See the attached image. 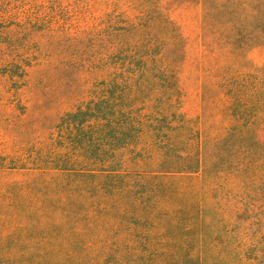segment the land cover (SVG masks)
Returning <instances> with one entry per match:
<instances>
[{"label": "trees", "instance_id": "obj_1", "mask_svg": "<svg viewBox=\"0 0 264 264\" xmlns=\"http://www.w3.org/2000/svg\"><path fill=\"white\" fill-rule=\"evenodd\" d=\"M192 2L194 30L178 15L183 0H0V77L18 87L40 58L88 76L84 97L58 117L55 152L29 164L47 169L0 154L2 175L20 172L0 184V264L257 258L243 216L247 77L255 123L258 67H247L242 32L206 26L211 0ZM189 78L196 115L183 110ZM146 158L153 167L131 169ZM31 207L36 218L23 221Z\"/></svg>", "mask_w": 264, "mask_h": 264}, {"label": "rangeland", "instance_id": "obj_2", "mask_svg": "<svg viewBox=\"0 0 264 264\" xmlns=\"http://www.w3.org/2000/svg\"><path fill=\"white\" fill-rule=\"evenodd\" d=\"M192 1L194 0H183L178 12L181 23L187 30H194L198 27L196 21L189 20L201 9ZM211 1L212 5L208 8L213 11L216 20L206 26L230 29L232 33L237 31L243 33L240 42L245 47V55L249 60L247 67L251 71L253 67H258L257 75L261 83L260 87L264 91V0ZM206 8L202 7V10ZM39 60L18 81L20 83L18 87L12 84L13 80L0 77V154L7 158L18 159V163L23 161L30 171L46 167L44 165L29 166V164L32 161L41 163L43 159H48L53 151L55 152V124L58 117L66 110L74 108L75 104L84 97L88 84L86 71L76 66L77 64L72 63L71 60L59 63L47 61L45 58ZM254 78V74L247 77L246 95L249 105L247 106L248 128L245 142L248 164L245 203L252 207V210L248 215L243 216V226L249 242L254 246L255 250L252 252L257 253H255L257 258L252 261V264H263L264 104L261 106L258 122L253 123L251 120L254 114L251 89ZM184 87L187 94L184 97L183 110L189 115H196L199 101L195 81L189 78ZM208 152L211 153V149ZM125 155L124 151L123 156ZM153 160V158H146L135 161L131 169L137 171L150 169L153 167ZM18 174L4 176L0 173V184L10 179H19ZM5 200V197H0V211L4 210L2 204ZM20 217L23 221H31L36 218V209L31 207L23 210L20 212Z\"/></svg>", "mask_w": 264, "mask_h": 264}]
</instances>
